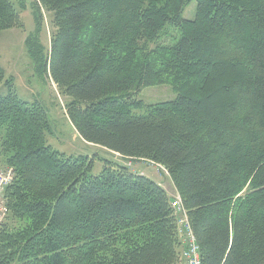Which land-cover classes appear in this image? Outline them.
<instances>
[{"label":"trees","instance_id":"1","mask_svg":"<svg viewBox=\"0 0 264 264\" xmlns=\"http://www.w3.org/2000/svg\"><path fill=\"white\" fill-rule=\"evenodd\" d=\"M15 1L0 0V32L22 26ZM37 1L52 16L49 53L37 6L25 44L69 100L80 138L167 171L201 264H264V0ZM5 86L0 158L13 172L4 191L12 225H0V264H175L165 190L125 165L105 161L93 175L92 158L55 151L46 108L20 99L12 78ZM155 86L175 98L138 99Z\"/></svg>","mask_w":264,"mask_h":264},{"label":"rangeland","instance_id":"2","mask_svg":"<svg viewBox=\"0 0 264 264\" xmlns=\"http://www.w3.org/2000/svg\"><path fill=\"white\" fill-rule=\"evenodd\" d=\"M40 11V32L38 34L39 43L44 48V54L49 53L51 37L54 28L51 24L52 16L42 8L37 0L15 1V9L20 16L22 26L0 32V66L5 72L4 82L0 85V97L6 96L8 89L5 81L12 78L13 87L16 94L25 102L33 103L40 101L46 108L50 122V132L47 134V143L55 151L66 156H88L93 159V175H98L105 161L125 165L134 173L143 174L160 185L168 196L172 199L176 196L177 190L174 187L167 171L158 165L146 161H126L118 156L112 155L107 151L85 143L71 125L65 110V105L69 101L61 94L57 85L48 74L42 72L41 64L37 65L32 58L25 44L29 35L36 29V17ZM196 2L192 1L185 8L183 17L193 19L195 16ZM172 30L158 40L160 44H168ZM175 98L171 87L155 86L143 89L138 95L146 104L170 101ZM0 158V172L9 170L4 167ZM2 221L1 225L10 220ZM176 221V218H175ZM180 254V250H179ZM179 259V256H178ZM178 263V260L175 264Z\"/></svg>","mask_w":264,"mask_h":264},{"label":"built area","instance_id":"3","mask_svg":"<svg viewBox=\"0 0 264 264\" xmlns=\"http://www.w3.org/2000/svg\"><path fill=\"white\" fill-rule=\"evenodd\" d=\"M13 172L9 169L4 173L0 172V225L6 217L4 201L5 188L10 184ZM176 218L177 236L180 243V254L177 264H201L199 246L193 233L191 223L179 194L170 201Z\"/></svg>","mask_w":264,"mask_h":264},{"label":"crops","instance_id":"4","mask_svg":"<svg viewBox=\"0 0 264 264\" xmlns=\"http://www.w3.org/2000/svg\"><path fill=\"white\" fill-rule=\"evenodd\" d=\"M91 146H93V145H91ZM157 184H161V186H162V183H160V182H156Z\"/></svg>","mask_w":264,"mask_h":264}]
</instances>
